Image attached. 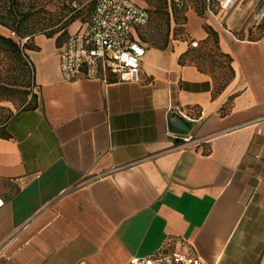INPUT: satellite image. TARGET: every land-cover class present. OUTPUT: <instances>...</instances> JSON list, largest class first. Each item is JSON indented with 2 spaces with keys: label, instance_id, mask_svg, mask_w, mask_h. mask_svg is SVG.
<instances>
[{
  "label": "crops",
  "instance_id": "0c3cea01",
  "mask_svg": "<svg viewBox=\"0 0 264 264\" xmlns=\"http://www.w3.org/2000/svg\"><path fill=\"white\" fill-rule=\"evenodd\" d=\"M201 1L165 46L134 30L138 82L62 77L61 45L81 22L62 41L26 42L31 89L0 123V264H126L176 248L264 264V38L252 2ZM209 37L225 77L195 61ZM173 111L187 133L170 130Z\"/></svg>",
  "mask_w": 264,
  "mask_h": 264
},
{
  "label": "built area",
  "instance_id": "2783aa9c",
  "mask_svg": "<svg viewBox=\"0 0 264 264\" xmlns=\"http://www.w3.org/2000/svg\"><path fill=\"white\" fill-rule=\"evenodd\" d=\"M206 1H213L220 9L228 10L240 0ZM246 1L252 2V21L260 28L264 38V0ZM148 20V10L134 0H95L88 18L69 33L61 45L59 71L62 77L72 81L82 74L89 79L108 81L112 77V81L138 82L145 47L133 33L136 28L146 25ZM18 40L22 45L26 37H18ZM196 44V41L192 42L193 46ZM200 139L187 137L185 142ZM2 204L0 198V207ZM4 247L5 244L0 245V258L5 257ZM126 264L204 263L196 254L176 248L150 256L132 257Z\"/></svg>",
  "mask_w": 264,
  "mask_h": 264
},
{
  "label": "rangeland",
  "instance_id": "374dc122",
  "mask_svg": "<svg viewBox=\"0 0 264 264\" xmlns=\"http://www.w3.org/2000/svg\"><path fill=\"white\" fill-rule=\"evenodd\" d=\"M95 0H20L15 12L17 15L28 13V20L23 25L28 26L30 35L44 34L59 36L62 41L72 23L84 22L90 13L89 5ZM145 6L149 12L147 24L138 30L139 36L150 44H161L165 40L182 37L183 14L188 7L200 8L201 0H136ZM0 32L17 40L16 33L0 24ZM27 46V44H25ZM23 59H18L9 50L0 51V80L11 82L19 91H12L8 99L0 98V123L24 104V99L31 89V66L27 62L25 48L21 49ZM195 61L201 67L215 72L220 77L228 74L227 59L215 46L213 38L197 47L194 52ZM25 92V93H24ZM28 95V94H27ZM25 96V97H24Z\"/></svg>",
  "mask_w": 264,
  "mask_h": 264
},
{
  "label": "trees",
  "instance_id": "16d2710c",
  "mask_svg": "<svg viewBox=\"0 0 264 264\" xmlns=\"http://www.w3.org/2000/svg\"><path fill=\"white\" fill-rule=\"evenodd\" d=\"M19 1L20 0H0V24L10 28L12 31H14V33L21 35L18 37L21 38L26 37V40L21 45L18 38L17 40H15L13 37L9 35H5L0 32V51L9 50L10 52L14 53L18 59L22 60L23 56L21 49L26 48L25 46L26 42L33 35L29 34L32 33V31H30V28L26 25L25 26L23 25V22L28 20V13L24 12L21 13L20 15H17L15 12L14 8L17 7ZM171 3L173 5L176 4L174 0H171ZM93 7H94V1L91 2V4L89 5L90 12L92 11ZM166 44L167 41L165 40L160 46H165ZM3 81L4 80H0V98L8 99L9 97H11L12 91H19L18 88L15 87L11 82L8 81L3 82Z\"/></svg>",
  "mask_w": 264,
  "mask_h": 264
},
{
  "label": "water",
  "instance_id": "95a60500",
  "mask_svg": "<svg viewBox=\"0 0 264 264\" xmlns=\"http://www.w3.org/2000/svg\"><path fill=\"white\" fill-rule=\"evenodd\" d=\"M189 120L179 112L173 111L169 117V128L175 133H187L190 125L187 123Z\"/></svg>",
  "mask_w": 264,
  "mask_h": 264
}]
</instances>
